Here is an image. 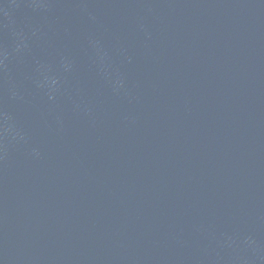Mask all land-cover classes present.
I'll list each match as a JSON object with an SVG mask.
<instances>
[{
  "label": "water",
  "instance_id": "1",
  "mask_svg": "<svg viewBox=\"0 0 264 264\" xmlns=\"http://www.w3.org/2000/svg\"><path fill=\"white\" fill-rule=\"evenodd\" d=\"M0 264H264V0H0Z\"/></svg>",
  "mask_w": 264,
  "mask_h": 264
}]
</instances>
